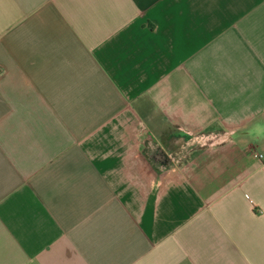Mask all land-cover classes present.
<instances>
[{
    "label": "crops",
    "instance_id": "obj_1",
    "mask_svg": "<svg viewBox=\"0 0 264 264\" xmlns=\"http://www.w3.org/2000/svg\"><path fill=\"white\" fill-rule=\"evenodd\" d=\"M0 264H264V0H0Z\"/></svg>",
    "mask_w": 264,
    "mask_h": 264
},
{
    "label": "rangeland",
    "instance_id": "obj_2",
    "mask_svg": "<svg viewBox=\"0 0 264 264\" xmlns=\"http://www.w3.org/2000/svg\"><path fill=\"white\" fill-rule=\"evenodd\" d=\"M211 131H212L211 132L212 134H215V135L219 134L218 133L219 130L217 128L216 129L213 128ZM177 133H180V132H177ZM180 135L174 134L175 143L169 148L170 150L174 151V154H173L174 159L173 161L172 160L169 161V164L172 166H175L181 163L185 159V157L188 156V153L191 156L192 153H194L195 151H198L202 147V144H203V142L200 139H195L192 141L190 138L193 136L191 135H185V134H182L181 136ZM156 151H157L156 146L147 147V149H144L143 151V158L150 168H155L157 172L160 173L162 165H160V163L157 161H160V159L162 158L160 155H157Z\"/></svg>",
    "mask_w": 264,
    "mask_h": 264
},
{
    "label": "built area",
    "instance_id": "obj_3",
    "mask_svg": "<svg viewBox=\"0 0 264 264\" xmlns=\"http://www.w3.org/2000/svg\"><path fill=\"white\" fill-rule=\"evenodd\" d=\"M247 159L248 160H261L262 159V155L258 152L255 151H249L247 154Z\"/></svg>",
    "mask_w": 264,
    "mask_h": 264
},
{
    "label": "trees",
    "instance_id": "obj_4",
    "mask_svg": "<svg viewBox=\"0 0 264 264\" xmlns=\"http://www.w3.org/2000/svg\"><path fill=\"white\" fill-rule=\"evenodd\" d=\"M212 129V128H211ZM151 170L153 171V173L158 176L159 175V172H157V170L155 168H151Z\"/></svg>",
    "mask_w": 264,
    "mask_h": 264
}]
</instances>
